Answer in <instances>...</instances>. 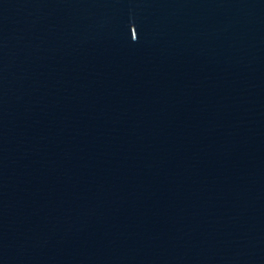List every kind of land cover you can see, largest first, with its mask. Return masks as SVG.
Listing matches in <instances>:
<instances>
[{
  "label": "water",
  "instance_id": "water-1",
  "mask_svg": "<svg viewBox=\"0 0 264 264\" xmlns=\"http://www.w3.org/2000/svg\"><path fill=\"white\" fill-rule=\"evenodd\" d=\"M0 264H264V0H0Z\"/></svg>",
  "mask_w": 264,
  "mask_h": 264
}]
</instances>
